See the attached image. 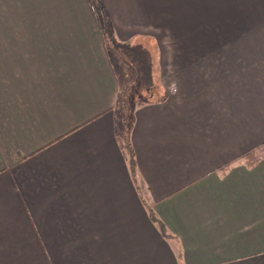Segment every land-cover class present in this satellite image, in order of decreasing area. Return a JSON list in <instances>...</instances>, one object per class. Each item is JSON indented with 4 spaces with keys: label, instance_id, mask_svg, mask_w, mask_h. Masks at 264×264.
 I'll return each mask as SVG.
<instances>
[{
    "label": "crops",
    "instance_id": "0c3cea01",
    "mask_svg": "<svg viewBox=\"0 0 264 264\" xmlns=\"http://www.w3.org/2000/svg\"><path fill=\"white\" fill-rule=\"evenodd\" d=\"M99 2L0 0V264H264V0Z\"/></svg>",
    "mask_w": 264,
    "mask_h": 264
},
{
    "label": "trees",
    "instance_id": "16d2710c",
    "mask_svg": "<svg viewBox=\"0 0 264 264\" xmlns=\"http://www.w3.org/2000/svg\"><path fill=\"white\" fill-rule=\"evenodd\" d=\"M98 1V0H97ZM98 5L101 7L100 2ZM106 23V18H105ZM107 43L113 53H117L121 56L126 63L129 65V69L132 75L137 80V88L141 92L146 94H151L155 91L157 87L156 80V70H155V59L152 52L142 44H131V43H122L120 42L115 32L112 29L106 27L105 29ZM132 121H125L122 125L121 137L126 144V149L129 155V168L133 181L137 185V164L135 158L134 149L130 143L128 137L129 131L132 128ZM246 159V166L254 167L260 160V155H254V153H247L244 157ZM226 171V169L224 170ZM149 216L151 221L155 223L164 237L167 236V230L164 224L157 218L153 210H149Z\"/></svg>",
    "mask_w": 264,
    "mask_h": 264
},
{
    "label": "rangeland",
    "instance_id": "374dc122",
    "mask_svg": "<svg viewBox=\"0 0 264 264\" xmlns=\"http://www.w3.org/2000/svg\"><path fill=\"white\" fill-rule=\"evenodd\" d=\"M98 1H100V0H98ZM103 17L106 18L105 13H103ZM142 40H143V38L139 37L137 39H133L131 41V43L142 44L143 43ZM115 54H116L115 55V61H116V63H115L116 65L115 66H118L119 62L117 61V59H119V58H121L122 60H124V59L121 56H119L117 53H115ZM118 56H119V58H118ZM153 56H155V55L153 54ZM155 62H156V60H155ZM126 65H127V63H126ZM128 66H127V68H128ZM129 71H130V69L125 71V72H128L127 74L129 75V77L127 79V81H128V90H123V92H125L124 102H122L121 106L118 107V110H119V108L121 109V111L123 113V118H126L127 122L131 121V116H132L131 109H132L133 106H136V105L140 104L143 101V99L154 100L157 97V94L155 95V91L152 93V96H151V94H146L145 92L139 91V89L137 88L136 78ZM156 80H157V77H156ZM155 90H161L159 84L157 85ZM142 94H144L143 97H141ZM126 101H127V103H126ZM130 105H133V106H130ZM123 123H122V125H123Z\"/></svg>",
    "mask_w": 264,
    "mask_h": 264
}]
</instances>
